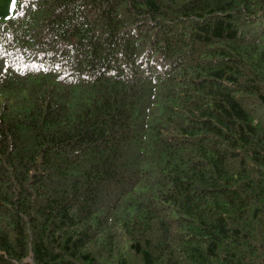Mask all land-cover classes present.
<instances>
[{
  "label": "trees",
  "instance_id": "obj_1",
  "mask_svg": "<svg viewBox=\"0 0 264 264\" xmlns=\"http://www.w3.org/2000/svg\"><path fill=\"white\" fill-rule=\"evenodd\" d=\"M0 264H264V0H0Z\"/></svg>",
  "mask_w": 264,
  "mask_h": 264
}]
</instances>
